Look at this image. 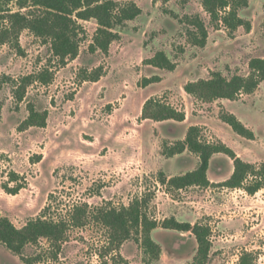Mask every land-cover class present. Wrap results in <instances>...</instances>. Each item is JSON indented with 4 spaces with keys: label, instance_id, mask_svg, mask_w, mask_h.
Wrapping results in <instances>:
<instances>
[{
    "label": "rangeland",
    "instance_id": "1",
    "mask_svg": "<svg viewBox=\"0 0 264 264\" xmlns=\"http://www.w3.org/2000/svg\"><path fill=\"white\" fill-rule=\"evenodd\" d=\"M118 9L134 5L140 15L114 28L108 52L95 43V20L79 21L78 55L61 62L49 40L23 30L19 49L0 46V218L23 228L37 219L69 223L64 241L50 245L42 239L28 246L25 257L37 264H113V254L100 257L107 246V229L96 216L100 209L127 207L134 199L151 197L148 215L159 224L174 218L209 230L210 250L205 264H264V179L254 195L220 186L233 164L224 154L213 155L208 187L174 190L162 185L161 173L180 176L196 169L198 157L188 151L163 156L165 145L184 139L191 126L201 128L202 142L223 143L242 161L257 169L264 164V82L254 93L236 101L203 103L187 95V83L209 80L219 73L230 80L247 77L252 59H264V0H249L239 16L250 29L234 32L213 22L201 0H108ZM0 8L16 12L15 1ZM24 11V10H23ZM1 14V13H0ZM207 30L203 48L191 43L194 22ZM0 18V30L3 27ZM164 52L176 65L160 70L145 62ZM47 72L48 83L34 81L22 101L15 90L27 76ZM98 81L93 82L95 76ZM160 82L140 87L144 78ZM155 98L183 111L184 122L141 120L146 100ZM47 111L44 128L26 127L28 107ZM233 114L253 135L238 136L222 114ZM22 187L16 194L11 190ZM76 211L84 226L75 227ZM160 247L159 259L145 254L135 236L117 254L128 264H190L197 252L191 233L151 232ZM0 264H22L0 244Z\"/></svg>",
    "mask_w": 264,
    "mask_h": 264
},
{
    "label": "trees",
    "instance_id": "2",
    "mask_svg": "<svg viewBox=\"0 0 264 264\" xmlns=\"http://www.w3.org/2000/svg\"><path fill=\"white\" fill-rule=\"evenodd\" d=\"M1 1V0H0ZM15 1L18 10L11 12L0 8V18L3 27L0 30V46L4 44L15 45L19 51V36L23 30L31 31L36 37L49 40L51 52L61 62L73 60L78 55V37L82 31L79 21L95 20L98 28L95 38L96 46L104 53L108 52L110 44L117 39L114 28L121 26L125 21H131L140 15V10L134 5L118 9L117 5L108 0H2L3 4ZM205 12L211 20L234 32L239 27L250 29V24L239 16V11L249 5V0H201ZM24 10V11H23ZM196 33H191V43L203 48L207 41V30L200 22H194ZM154 68L174 71L176 65L170 61L164 52L157 53L153 58L145 62ZM250 73L247 77L234 76L230 80L225 79L219 73H215L209 80H199L187 83L183 89L187 95L203 103H212L217 100L236 101L242 95H250L255 92L259 84L264 82V59H252L249 63ZM95 76L91 81H98ZM34 81L48 83V73L42 72L36 76H27L20 80L15 90L16 99L22 101L26 89ZM160 82L157 76L144 78L140 87L145 88L151 84ZM47 111L39 112L32 105L28 107V117L24 123L26 127L44 128L46 126ZM186 115L183 111L176 110L172 106L155 98L146 100L141 109V120L154 122L175 121L184 122ZM234 133L247 140H253V133L247 129L233 114L225 113L221 116ZM201 128L191 126L183 140L172 145H165L163 156L172 158L188 151L198 157V165L195 170L180 176L166 178L160 174V183L170 189L183 190L189 187H208L210 182L207 173L213 155L224 154L233 164V172L229 179L220 186L228 189H243L249 195H254L262 188V183L255 180L246 185L248 177L264 179V164L259 169L242 161L225 144H213L202 142L200 139ZM22 187L11 190L16 194ZM151 197L134 199L127 207L120 209H100L96 220L103 225L108 232L107 246L100 253L101 258L113 254V264H128L126 260L117 254L120 247L135 236V242L141 246L144 253L153 261L159 259L161 250L155 244L150 234L158 227L164 230L191 233L198 245L197 252L190 264H205L209 255V230L198 224L181 223L174 218L165 219L162 223L148 215V206ZM76 211L70 217V223L75 227L84 226L81 217H77ZM69 223L66 221H47L37 219L28 222L23 228H16L8 219L0 218V244L18 256L22 264H37L41 258L25 257L24 250L28 246H34L44 239L50 245H59L64 241ZM241 264H245L243 259Z\"/></svg>",
    "mask_w": 264,
    "mask_h": 264
},
{
    "label": "crops",
    "instance_id": "3",
    "mask_svg": "<svg viewBox=\"0 0 264 264\" xmlns=\"http://www.w3.org/2000/svg\"><path fill=\"white\" fill-rule=\"evenodd\" d=\"M188 116H186V120H187ZM169 177H173V176H169Z\"/></svg>",
    "mask_w": 264,
    "mask_h": 264
}]
</instances>
